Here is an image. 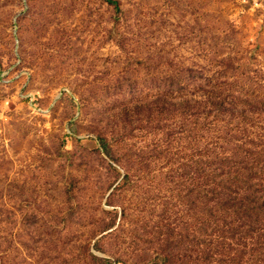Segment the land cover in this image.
<instances>
[{"label":"rangeland","instance_id":"rangeland-1","mask_svg":"<svg viewBox=\"0 0 264 264\" xmlns=\"http://www.w3.org/2000/svg\"><path fill=\"white\" fill-rule=\"evenodd\" d=\"M118 2L0 0V264H197L169 94L264 70V0Z\"/></svg>","mask_w":264,"mask_h":264},{"label":"trees","instance_id":"trees-1","mask_svg":"<svg viewBox=\"0 0 264 264\" xmlns=\"http://www.w3.org/2000/svg\"><path fill=\"white\" fill-rule=\"evenodd\" d=\"M109 3L121 11L118 0ZM200 74L169 94L184 115L180 172L200 225L190 256L197 264H264V70L229 60ZM97 140L112 155L111 142Z\"/></svg>","mask_w":264,"mask_h":264}]
</instances>
